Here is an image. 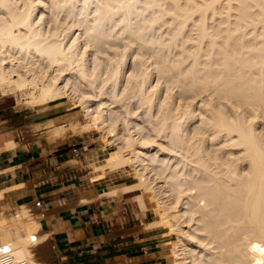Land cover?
<instances>
[{
	"label": "bare ground",
	"instance_id": "6f19581e",
	"mask_svg": "<svg viewBox=\"0 0 264 264\" xmlns=\"http://www.w3.org/2000/svg\"><path fill=\"white\" fill-rule=\"evenodd\" d=\"M0 94L82 110L115 146L93 181L133 178L167 264H264V0H0ZM40 227L0 215V264H41Z\"/></svg>",
	"mask_w": 264,
	"mask_h": 264
},
{
	"label": "crops",
	"instance_id": "0c3cea01",
	"mask_svg": "<svg viewBox=\"0 0 264 264\" xmlns=\"http://www.w3.org/2000/svg\"><path fill=\"white\" fill-rule=\"evenodd\" d=\"M75 113L62 104L20 108L0 100V215L9 219L25 208L37 218L44 237L35 248L41 264L171 262L163 249L171 243L165 230L144 227L155 210L148 204L145 211L133 193L119 190L130 179L114 172L93 181L106 156L98 137L54 132L71 125ZM97 185L118 193L82 202Z\"/></svg>",
	"mask_w": 264,
	"mask_h": 264
},
{
	"label": "rangeland",
	"instance_id": "374dc122",
	"mask_svg": "<svg viewBox=\"0 0 264 264\" xmlns=\"http://www.w3.org/2000/svg\"><path fill=\"white\" fill-rule=\"evenodd\" d=\"M0 100H8L9 102H12L13 104H16L17 106H19L20 108H31V107H29V106H23V103H19L18 102V100H17V98H15V97H13V96H7V97H2V95L0 94ZM62 102V103H61ZM61 102H59L58 104H56V106H58V105H60V104H62V105H64L65 107H71L72 109H73V107H72V103L71 102H67V100H62ZM19 103V104H18ZM22 105V106H21ZM75 110V117H74V120L71 122V125H69L68 127H63L65 130L63 131L62 129H61V131L60 132H58V133H56V134H58L59 136H63V135H65L67 132H69V131H71V132H73V133H79V134H82L81 132H79V127H80V124L82 123V122H84V113L82 112V110H80L79 108H77V109H74ZM78 111H81V112H78ZM144 111V110H143ZM143 111H142V113H140V114H142V116L144 115V113H143ZM139 112H141V110H139ZM84 119V120H83ZM77 122V123H76ZM72 123H74L73 124V126H72ZM80 123V124H79ZM78 124V125H77ZM72 127V128H71ZM62 128V127H61ZM63 132V133H62ZM87 134H90V133H87ZM92 134V133H91ZM94 135L96 136V137H98V139H99V142H100V144L101 145H106V143H105V141L106 140H104L103 138H102V134H100V133H94ZM115 149V146H108V147H106L104 150H105V152H106V156L108 155V153L109 152H111V151H113ZM124 177V176H123ZM124 178H126V177H124ZM128 179H130V181L131 182H134V180H133V178H128ZM146 196L147 197H149L150 195L149 194H146ZM25 209V208H24ZM28 212H29V210H28ZM13 217V216H12ZM11 217V218H12ZM10 219V218H9ZM15 235H16V237H19V236H21V232L19 231V230H16L15 231ZM173 239L174 238H172L171 237V242L173 241ZM170 261L172 260V258L170 257V259H169Z\"/></svg>",
	"mask_w": 264,
	"mask_h": 264
},
{
	"label": "built area",
	"instance_id": "2783aa9c",
	"mask_svg": "<svg viewBox=\"0 0 264 264\" xmlns=\"http://www.w3.org/2000/svg\"><path fill=\"white\" fill-rule=\"evenodd\" d=\"M31 213V211H29ZM39 238V234L31 236L30 240L32 243H37ZM11 252L10 248L8 246H0V254H3L5 256H8L9 253ZM7 260V259H5ZM3 262L2 264H11L9 261H1Z\"/></svg>",
	"mask_w": 264,
	"mask_h": 264
}]
</instances>
